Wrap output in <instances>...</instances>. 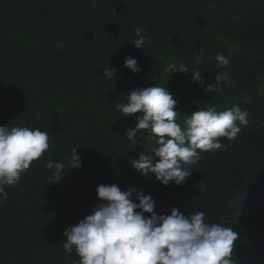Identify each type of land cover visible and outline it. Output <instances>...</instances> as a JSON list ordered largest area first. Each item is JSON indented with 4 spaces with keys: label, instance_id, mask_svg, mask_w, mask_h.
<instances>
[{
    "label": "trees",
    "instance_id": "trees-1",
    "mask_svg": "<svg viewBox=\"0 0 264 264\" xmlns=\"http://www.w3.org/2000/svg\"><path fill=\"white\" fill-rule=\"evenodd\" d=\"M138 27L148 41L143 49L132 44ZM220 53L227 67L216 61ZM126 56L139 72L124 67ZM104 67L116 70L113 80ZM197 71L203 85L184 77ZM217 72L229 77L227 86L205 92ZM153 84L177 101L181 124L209 106L249 113L235 140L220 138L225 150L201 151L186 165L191 175L181 185H162L130 163L153 142L144 135L129 140L140 113L121 116L115 104ZM3 125L46 131L50 146L17 185L5 186L0 264H75L79 257L64 251L63 232L100 203L101 184L151 195L157 214L202 210L206 222L239 232L236 264H264V0H0ZM74 148L82 166L69 169ZM50 160L65 163L59 182L51 183Z\"/></svg>",
    "mask_w": 264,
    "mask_h": 264
},
{
    "label": "clouds",
    "instance_id": "clouds-1",
    "mask_svg": "<svg viewBox=\"0 0 264 264\" xmlns=\"http://www.w3.org/2000/svg\"><path fill=\"white\" fill-rule=\"evenodd\" d=\"M135 36L132 44L143 49L148 42L145 33L138 27ZM63 46V42H59L56 48ZM215 59L221 67L230 63L222 53ZM123 64L133 73L141 70L137 60L130 56L125 57ZM115 71L104 67V77L113 80ZM191 74L193 81L205 83L201 72ZM214 79L216 82L208 84L205 92L218 93L229 81L222 72H217ZM221 82L223 88L219 86ZM125 101L115 104L121 116L140 113L135 127L126 131L127 138L132 140L144 135L145 140L153 142L147 154H140L138 160L130 163L141 175L151 173L165 186L169 182L184 183L191 175V168L186 165L196 163L201 151L225 150L227 145L222 144L220 138L231 142L249 125V113L239 105L223 111H217L215 106L197 109L190 116H184L181 124L175 111L177 101L166 88L154 84L130 91ZM49 146L48 132L39 128L0 126V199L7 198L5 186L17 185L21 174ZM154 156L158 158L155 163ZM67 163L69 169L82 166L76 148ZM181 165L185 167L182 169ZM46 168L55 170L51 183L59 182L65 163L50 160ZM133 193L138 202L133 201ZM96 195L100 203L94 205L91 214L63 232L64 251L75 250L79 257L75 264H236L233 250L239 232L220 223L206 222L202 210L185 215L174 208L170 214H157L151 195L134 188L122 191L115 184L99 185Z\"/></svg>",
    "mask_w": 264,
    "mask_h": 264
},
{
    "label": "rangeland",
    "instance_id": "rangeland-1",
    "mask_svg": "<svg viewBox=\"0 0 264 264\" xmlns=\"http://www.w3.org/2000/svg\"><path fill=\"white\" fill-rule=\"evenodd\" d=\"M191 76H192V75H191ZM191 76H189V75H185L184 77H185V79H186L187 81H193L192 78H191Z\"/></svg>",
    "mask_w": 264,
    "mask_h": 264
}]
</instances>
